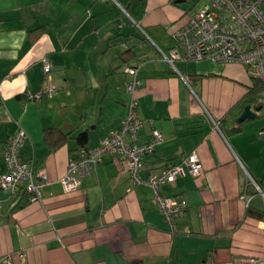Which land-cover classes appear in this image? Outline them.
Here are the masks:
<instances>
[{"label":"crops","instance_id":"1","mask_svg":"<svg viewBox=\"0 0 264 264\" xmlns=\"http://www.w3.org/2000/svg\"><path fill=\"white\" fill-rule=\"evenodd\" d=\"M176 1L0 0V174L7 172V142L23 128L22 161L49 178L43 200L20 207L0 188V264L264 258V196L248 189L252 181L264 185V117L234 131L253 80L238 64L179 61L174 69L164 60L175 46L174 29L196 11L182 6L188 0ZM130 66L140 67L143 80L139 143L154 130L164 137L144 157L142 176L180 165L193 153L203 164L199 177L184 169L162 188L187 205L172 223L158 210L153 190L134 183L120 156L105 155L74 193L61 184L82 149H95L121 129ZM49 85L57 88L53 97H29ZM251 124L258 126L245 135ZM255 142L261 156L251 152Z\"/></svg>","mask_w":264,"mask_h":264},{"label":"built area","instance_id":"2","mask_svg":"<svg viewBox=\"0 0 264 264\" xmlns=\"http://www.w3.org/2000/svg\"><path fill=\"white\" fill-rule=\"evenodd\" d=\"M172 38L175 46L168 54H163V58L174 69L179 61L238 64L245 68L250 79L264 81V0H204L184 25L174 29ZM44 64L45 72L49 74L51 64L46 59ZM125 71L130 75L126 87L130 102L121 129L112 132L95 149H82L69 163L61 184L65 193H74L80 189L83 177L95 170L105 155L120 156L134 183L153 190L158 210L166 222L172 223L186 211L187 205L184 200L163 194L162 188L174 183L184 173V169L192 177H199L203 164L199 155L193 153L180 165L168 166L157 174L142 176L144 157L153 153L164 137L161 131L154 130L147 143H139V131L143 123L138 114L137 95L143 87V80L139 66L127 67ZM56 91L55 86L49 85L29 97L40 100L46 96L53 97ZM261 102L264 105V95ZM26 137L27 133L22 128L8 140L3 154L7 172L0 174V188L13 197L24 188L31 195V201H42V188L49 183V178L43 173L35 174L33 167L22 161L20 151ZM252 184L264 196L254 181ZM20 257L24 259L26 254L21 253ZM7 263L12 262L7 259ZM237 263L264 264V258L245 256L238 258Z\"/></svg>","mask_w":264,"mask_h":264},{"label":"trees","instance_id":"3","mask_svg":"<svg viewBox=\"0 0 264 264\" xmlns=\"http://www.w3.org/2000/svg\"><path fill=\"white\" fill-rule=\"evenodd\" d=\"M263 95H264V81L263 80H253V85L250 87L249 91L246 93V95L244 96V98L240 102V108L242 109L241 112H243L244 108L247 105H251L254 109L261 108L257 118L264 116V105L261 102ZM243 125H244V123H237L235 128H234V131L237 133L241 132ZM78 140L80 141L81 144L84 145L86 140H87L86 134H82ZM256 183L258 184L259 188L263 189V191H264L263 182L262 181H260V182L256 181ZM250 188L256 189V187L254 185L253 186L250 185L248 189H250ZM14 199L15 200L18 199V203H17L16 207H20V206H23V205H26V204L32 202L31 201V195L28 194V192L24 188H22L18 192V194L16 196H14ZM255 216L259 217V215H255Z\"/></svg>","mask_w":264,"mask_h":264},{"label":"rangeland","instance_id":"4","mask_svg":"<svg viewBox=\"0 0 264 264\" xmlns=\"http://www.w3.org/2000/svg\"><path fill=\"white\" fill-rule=\"evenodd\" d=\"M201 2L202 0H188L186 1L185 3L182 4V6L186 9V10H197L199 9V7L201 6ZM264 117V116H262ZM261 118V117H260ZM261 120V119H260ZM260 120H248V121H245L244 123H257V121H260ZM254 124H251L246 130H245V135H248L249 133H251L253 130L256 129V127L258 126V124L254 125ZM247 144V148L249 146L250 143L246 142ZM253 147V152L255 155H259L261 156L262 154V147H261V144L260 142L257 143L255 142L254 145L252 146ZM264 150V149H263ZM263 171H264V162H263ZM263 188H264V185H263Z\"/></svg>","mask_w":264,"mask_h":264},{"label":"water","instance_id":"5","mask_svg":"<svg viewBox=\"0 0 264 264\" xmlns=\"http://www.w3.org/2000/svg\"><path fill=\"white\" fill-rule=\"evenodd\" d=\"M183 0H177L176 3H182ZM261 108L254 109L251 105H247L241 115L237 119V123H244L248 120H255L260 112Z\"/></svg>","mask_w":264,"mask_h":264}]
</instances>
